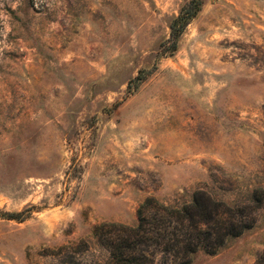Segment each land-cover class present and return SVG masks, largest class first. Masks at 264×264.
<instances>
[{
  "label": "rangeland",
  "instance_id": "obj_1",
  "mask_svg": "<svg viewBox=\"0 0 264 264\" xmlns=\"http://www.w3.org/2000/svg\"><path fill=\"white\" fill-rule=\"evenodd\" d=\"M185 1L0 0V264L103 263L96 223L199 187L251 227L191 264L264 255V0H206L161 55Z\"/></svg>",
  "mask_w": 264,
  "mask_h": 264
},
{
  "label": "trees",
  "instance_id": "obj_2",
  "mask_svg": "<svg viewBox=\"0 0 264 264\" xmlns=\"http://www.w3.org/2000/svg\"><path fill=\"white\" fill-rule=\"evenodd\" d=\"M205 1H185L169 22L170 35L161 55L171 56L179 49L182 35ZM149 71L141 69L134 82H142ZM25 215L22 211L7 216L22 219ZM245 218L244 208L214 198L203 187L194 191L191 202L178 206L148 196L138 207L135 225L102 221L92 227L93 239L108 256L103 263L89 264H191L198 251L217 254L230 238L242 235L251 227ZM51 250L66 264H75L90 250V243L81 239ZM257 264H264V255Z\"/></svg>",
  "mask_w": 264,
  "mask_h": 264
}]
</instances>
